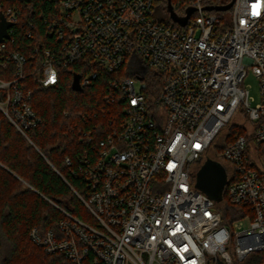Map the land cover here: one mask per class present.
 <instances>
[{
    "label": "built area",
    "instance_id": "1",
    "mask_svg": "<svg viewBox=\"0 0 264 264\" xmlns=\"http://www.w3.org/2000/svg\"><path fill=\"white\" fill-rule=\"evenodd\" d=\"M51 2L41 16L49 39L35 51L37 81L54 87L76 63L92 67L80 75L81 90L108 79L101 108L83 116L95 124L76 127L88 150L71 171L81 193L70 188L88 219L50 201L64 218L57 231L33 229L31 240L66 264H240L264 253V0H235L224 31L206 0H171L180 17L195 9L184 27L172 19L169 0ZM0 12L13 25L0 44V67H15L12 81L0 80V110L28 138L42 121L21 86L28 61L7 44L22 10ZM249 73L260 86L255 107ZM241 111L248 132L230 142ZM224 130L218 153L213 143ZM208 160L228 166L222 201L245 209L230 226L195 187Z\"/></svg>",
    "mask_w": 264,
    "mask_h": 264
},
{
    "label": "trees",
    "instance_id": "2",
    "mask_svg": "<svg viewBox=\"0 0 264 264\" xmlns=\"http://www.w3.org/2000/svg\"><path fill=\"white\" fill-rule=\"evenodd\" d=\"M230 1L206 0V4L221 6ZM51 3V0H0V11L12 5L22 10V19L7 44L28 61L21 86L31 92L30 107L42 121L27 132L26 138L0 110V264H66L62 255L48 254L37 246L31 240V231L36 228L44 235L49 230H58L64 215L50 201L75 216L87 215L70 188L71 185L81 193L79 178L71 171L80 155L88 150L87 144L78 140L76 127L86 130L95 124L85 123L83 116L101 108L108 78L74 91V74L84 76L92 68L76 63L60 71V81L54 87L45 88L37 81L35 51L41 48L40 39H49L41 16L51 10ZM213 14L219 19L220 31L230 27V11ZM27 31L32 32L31 37ZM14 77L13 65L9 70L0 67V80L10 82ZM5 99L6 93L0 90V101ZM232 129L230 142L245 133L243 128ZM67 157L72 160L71 167L66 164ZM217 205L228 226L245 212L224 201ZM262 262L263 259H258L255 264Z\"/></svg>",
    "mask_w": 264,
    "mask_h": 264
},
{
    "label": "water",
    "instance_id": "3",
    "mask_svg": "<svg viewBox=\"0 0 264 264\" xmlns=\"http://www.w3.org/2000/svg\"><path fill=\"white\" fill-rule=\"evenodd\" d=\"M235 0H231L226 5L221 6H207L206 11L209 12H228L232 9ZM169 12L174 22L184 27L187 25L190 16L195 12V9L190 8L187 10L185 17L178 16L172 7L171 0L168 5ZM13 25L8 23L0 12V44L5 40L10 39L9 30ZM72 89L74 91H81L80 88V75L75 74L73 77ZM227 184V174L219 162L208 160L204 163L201 170L196 177V189L208 195L215 203H220L223 200L224 188Z\"/></svg>",
    "mask_w": 264,
    "mask_h": 264
},
{
    "label": "rangeland",
    "instance_id": "4",
    "mask_svg": "<svg viewBox=\"0 0 264 264\" xmlns=\"http://www.w3.org/2000/svg\"><path fill=\"white\" fill-rule=\"evenodd\" d=\"M230 25L232 21V11L230 10ZM245 86L246 89L249 92V97L251 101V104L253 107L257 106L261 102V93H260V86H259V81L255 77L254 74L249 73V75L245 79ZM248 119L247 115L243 113L242 111L239 112L236 117L234 118L232 124H231V129L232 127L234 129L236 128H243L245 132H248ZM233 130V129H232ZM227 131H223L214 141L213 146L216 147L218 153H221V149L226 146L225 142V136H226ZM222 166H225L228 168V166L223 163ZM82 219L87 220V215H79ZM263 259L264 261V253H258V252H253L250 255H248L243 262L240 264H255L257 260Z\"/></svg>",
    "mask_w": 264,
    "mask_h": 264
}]
</instances>
